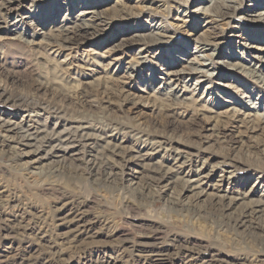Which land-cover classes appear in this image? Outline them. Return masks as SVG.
<instances>
[{"label": "rangeland", "instance_id": "374dc122", "mask_svg": "<svg viewBox=\"0 0 264 264\" xmlns=\"http://www.w3.org/2000/svg\"><path fill=\"white\" fill-rule=\"evenodd\" d=\"M8 1L13 12L8 14L3 10L0 14L3 25L0 79L8 81L5 84L8 93L24 94L26 91L16 83L30 76L39 83L45 82L48 73L42 68L45 60L55 62L54 66L59 63V70L63 71L58 76L63 77L65 73L64 82L72 79L76 82L66 88L82 87L97 79H109L111 82L107 86L111 87L112 80H117L119 83L114 86L117 95L98 96L95 101H99V106L93 108L98 119L84 122L101 129L116 128L111 130L119 142L125 149H134L133 152L143 145L149 147L150 143H157L158 148L156 153L132 160L127 166L121 162L122 167L116 168L115 180L105 181L107 177L101 173H90L83 166L72 168L71 165L78 163L72 164L70 159L62 162L60 158H42L32 164L37 156L26 154L34 149L33 146L29 148L9 141L12 134L0 129V264H264V244L259 245L253 237V233L258 232L256 228L233 232L206 209L213 194L225 196L224 205L229 198H241L229 209L231 215L242 211L247 201L264 200V127L261 126V131H250L244 122L228 117L236 110L242 118L250 101L257 103V107L249 113L264 120V89L236 75L224 76L218 64L212 71L216 76L208 82L202 79L197 86H194L196 77H190L185 87H178L176 82L169 84L172 77L167 75L169 71L185 67L184 61L192 58L185 51L192 53L196 40L218 44L216 48L223 53L213 59L215 63L228 52L234 55L233 61L242 65L251 62L259 67L261 63L253 57L259 56L264 61V16L253 14L264 12V0H244L240 10L255 13L247 16L236 13L235 17L226 19L201 13L202 8L211 7V0ZM76 3L84 7L71 9ZM94 4L101 5L100 10L121 6L128 14L127 18L114 22L108 20L111 16L106 17L108 24L99 32L95 44H81L72 47L74 50L56 54L43 43L38 44L40 48L35 43L12 40L13 26L9 24L19 20L17 14L29 15L32 11L31 14L42 20L58 12L60 20L91 9ZM155 10L159 16L155 15ZM54 21L49 19L43 29L49 30L55 25ZM127 28L131 31L142 28L145 32L154 29L165 35L162 41L166 42L139 58L137 46L128 50L118 46L117 33ZM34 30L22 24L18 31L30 36ZM28 35L24 40L30 41ZM121 44L123 46V42ZM114 45L117 48L113 53L110 49ZM126 45L124 43V47ZM54 66L49 71H53ZM258 71L264 76V63ZM6 76L12 79H5ZM66 88L52 84L48 91L54 89L64 94ZM190 102L197 113L186 107ZM25 111L18 105L0 103L1 119L17 122L27 115ZM173 111L176 116L172 118L174 131L165 135L151 133L152 127L163 121V112ZM178 111L181 112L179 117ZM38 112L49 116L44 111ZM64 116L59 121L66 124H76L80 120L78 115L71 113ZM104 116L116 120L119 125L115 127L112 122L105 121ZM53 122L49 124L52 126ZM189 123L194 128L192 131L186 128ZM4 139L8 140L7 145H3ZM93 148L89 149L92 154L99 149ZM46 151L48 149L43 148L40 153L43 155ZM177 155L189 159L186 166H172V158ZM160 162L164 163V168L171 165L173 179L170 184L163 183L168 189L162 196L152 197L144 183L155 176ZM51 167L61 171L44 174V170ZM202 167L216 168L217 173L204 186L207 196L197 200L191 193L182 191V184L174 180L188 174L191 178ZM220 175L231 178L227 181L230 184L225 182L218 193L215 184ZM170 200L175 201L174 205ZM183 203L189 205L187 210L181 208ZM160 249L165 254L163 258L151 257Z\"/></svg>", "mask_w": 264, "mask_h": 264}, {"label": "bare ground", "instance_id": "6f19581e", "mask_svg": "<svg viewBox=\"0 0 264 264\" xmlns=\"http://www.w3.org/2000/svg\"><path fill=\"white\" fill-rule=\"evenodd\" d=\"M211 1L210 8H202L201 13L204 16L226 19L235 17L236 13H242L246 16L248 13L249 15H251V13H255V11L253 10H240L244 4V0ZM228 3L238 4L239 7H235ZM10 5L11 4H9L8 0H6V2H0V14L3 10H6L8 14H11L14 9H10ZM72 6L75 7L72 8ZM77 6L84 7L83 5H79L76 3L74 5H71V9H74ZM100 6L101 5L94 4L93 6H91V9L86 8L85 10H82L80 13L74 16L68 15V17H63L60 20L58 12L55 14L52 13V16L50 15L51 18L49 16L46 18L43 17L42 20L40 18L35 17V15L31 14L33 13L32 11H29V15L27 13L21 15L17 14L19 20L16 19L12 22V24H9V26H13V28L11 29V32L14 35L12 40L23 41L26 44L35 43L38 45L43 43L46 47H48L49 50H52V52L56 54H59L63 51L74 50L72 49V47H78V45L81 44H86L89 42L95 44V40L100 34L99 32L104 30V28L108 24V18L106 17L111 16L112 18L108 20H113V22L119 21L118 19L128 17L127 12L124 10V8H121V6L112 7V9L108 10L98 9L100 8ZM147 10L151 11V9ZM154 13L155 15L158 14L156 10L154 11ZM253 15L256 17H261L264 16V12ZM157 16H159V14ZM49 19L55 20V25L49 27V30H44L43 28L46 27V24L49 22ZM1 22L2 21H0V31L3 30V25ZM22 24H26L32 28H35L34 33L29 36L27 32L23 33L21 31H18L20 29V25ZM36 24L38 25V27L36 26ZM26 35L30 37V41L24 40L23 37ZM117 35V40L119 43L118 46H121L126 50L137 46V54L140 55L139 58H141V55L147 53L148 50H151L153 47L162 45L164 44V42H166L162 41V39L165 38V35L157 33L154 29H150L145 32V29L142 28H137L135 31H131L130 28H127L125 30L123 29L118 31ZM122 42L123 46L121 44ZM124 43L127 44L126 47H124ZM40 46L41 45H38V47ZM216 46L218 47V44H206L201 41H194L192 53L185 51V54L187 56H192V58L184 61L186 63L185 67L182 68V70L176 72L169 71L167 73L168 76L172 77L170 78L171 81L169 82V84H174V82H176L175 86L179 87V85H181L182 87H185L190 77L197 78L194 82V86L200 85L201 82H203L201 81L202 79H205V82H208V80H211L213 77L216 76L215 73L212 71L215 69V64H218L220 65L221 71L223 72L224 76L236 75L238 78H244L248 81L259 84L260 88L264 89V76H262V74H259L258 71L264 61L261 60L259 56L253 57L258 63H261L259 67L257 66V64H252L251 62L249 64H245V66L240 64L238 61H233L235 59L234 55L228 52H224L225 55L221 56V61L215 63L213 59L217 56H220V52L223 53V51L218 50ZM115 48H117V45H114L110 49V51L114 53ZM250 48L253 49L252 47ZM234 52L237 53V51ZM53 63L54 65L56 64L55 62ZM53 63L51 61L45 60L44 64H42V68L47 70L48 72L46 73L45 82L42 83L40 81L39 83L34 80L31 76L26 80H18L19 82L17 81L16 84L20 85L26 91L24 94L11 95L5 88V84H7L8 81L6 80L7 82L5 81V83L4 80L0 79V103L18 105L21 108H25L27 110L25 111L27 112V115H23V119L20 118V120L17 122H11L9 120L0 118V129H2L6 133L10 132L12 134V136H9L8 138L9 141L11 140L12 142H17L27 147L31 145L33 146L34 149L30 152H27L26 154H33L37 156V160L34 161L32 164L40 162L42 158L49 159L50 157H55L60 158L62 162L66 161L67 159H70L72 164L78 163V165L75 166L71 165L72 168L83 166L85 169L89 170L90 173L96 172L106 176L107 178H105V181H114L117 174L116 168L118 166L122 167L121 162H123V166H127L132 160H140V158L144 156L148 157L150 156V154L157 152V143H150L151 145L149 147L143 145V147L137 148L134 152L132 151L134 149H125L122 146L121 142H119V138L117 137V135L114 134L115 132L112 131L116 130V128L113 127L112 129V127H109L110 129H101L97 126L85 123L86 119H98V117H95L93 112V108L95 106H99V101H95L98 99V96L102 95L104 97L109 98V96L117 95V90L114 88V86H117V84L119 83H117V80H112L111 87L107 86V84L111 82L109 79L107 81H102L96 78L97 80L85 83L84 85H82L81 83L82 87L80 85H76L75 87L66 88L68 84L72 83L73 85V83L76 82H74L73 79L70 80V82H64L63 77H65V73L64 75H62L63 77H59V72L63 70H59V63L56 65L57 67L52 65ZM53 66L55 67L54 70L49 71V68H53ZM131 69L132 71L134 70L133 68H130V70ZM0 75V77H2L1 72ZM7 78L12 79L6 76L5 79ZM233 78L238 79L236 77ZM52 84H58L62 88L65 87L66 92L62 94L58 93L54 89H51L52 91H48V88H50ZM88 87L90 89H88ZM193 88L195 90V87ZM239 91L242 90H238L236 92L237 95ZM171 92L172 90L167 93L171 94ZM166 99L164 101H167ZM246 105L247 106L245 107L244 113L242 114V118L240 117V112L236 110L231 114V116L230 114H228V117H231L234 120L238 119L240 123L244 122L247 130L261 131V126L264 127V125H262L264 124L263 118H258L257 116H253L249 113L250 110L256 109L257 103L249 101V103ZM186 107L193 108L194 104L190 102V104H186ZM38 111H44L49 116L44 117L43 114H40V112ZM194 112L197 113V110L194 109ZM68 113L78 115L80 117L78 123L66 124L59 121V118L65 117L64 115ZM176 113L178 114V117L181 116V112L179 113L178 111ZM182 113L184 116V112ZM194 116L195 115L192 114V117ZM258 116L260 117L261 115ZM173 117H176L174 111L170 112V114L168 112L167 114L163 112L161 119V121H163L160 122L158 125H154L152 127L153 132L151 133L165 135L167 133L173 132L175 129V120L172 119ZM103 119L109 123L112 122L113 124H115V127L119 125V122L115 123L116 120L112 121V118L110 119L108 116H104ZM52 120H54V122L51 126V124L49 123H51ZM193 121L194 120H192L191 123H193ZM30 122H32L33 124H30ZM191 123H189L186 127L190 131L194 129ZM29 141L33 142V144H30ZM7 142L6 139L2 141L3 145H7ZM91 147H94L92 150L96 149V147H98L99 149L94 150V153L92 154V152L89 151ZM43 148H47L48 151H46V153L42 155L40 151ZM72 148L74 150V153H71V151L73 150L70 151V149ZM13 149L14 147L12 146L11 150ZM142 152H145L144 155ZM115 157H119L121 161L117 160ZM172 159L174 160L172 166H180V168L182 166H186L187 162L189 161V159L184 160L186 158L183 159L179 155H177V157L175 156V159ZM232 162L234 161L232 160ZM163 164V162H160V164H158L159 167L156 169L155 176H150L148 180L144 183L145 189L151 192L152 197H159L160 195L162 196V193L168 189V187H166V185H164L163 183H172L171 179L173 178L170 177V174L173 170L170 167L171 165L169 166L170 168L165 167V169ZM202 168L198 169L194 173V175H192L191 178H189L188 174L184 175L183 177H181L180 175V177H176L174 180L182 184V191L185 190L186 192L191 193L192 196L197 200H201L202 197L207 196L208 193H206L204 186L217 173L216 168H212L210 170H207V167H204L203 169ZM60 171L61 170L59 168L51 167L48 170H44V174H58ZM228 173L230 172H226L225 174ZM230 178V176L226 177L225 175L219 176V179H217L218 183L215 184V188H217L218 193L220 192L221 186L225 185V182L230 181ZM227 183L230 184L229 182ZM210 197L211 198L209 201V205L206 209L212 215L217 216L221 223H223V227H226L232 230L233 232H237L238 230H254L253 228H256L258 232L253 233L254 241L258 242L259 245L264 244V200L249 202L247 201L248 203H244L245 207L242 211H239V213H237L236 215H231L228 213L229 209L231 210V208L236 202L239 203L241 198H229L228 203L224 205L223 201L225 196L213 194L210 195ZM241 202L243 203L244 201ZM169 203L171 205H174L175 201L170 200ZM180 206L183 210H187L189 205L187 203H183ZM225 213L228 214L225 215ZM163 256H165V254L161 249L151 255V257H159L160 259L163 258Z\"/></svg>", "mask_w": 264, "mask_h": 264}]
</instances>
